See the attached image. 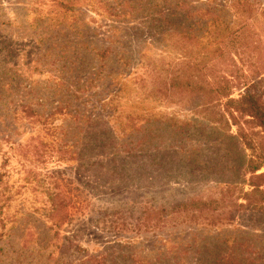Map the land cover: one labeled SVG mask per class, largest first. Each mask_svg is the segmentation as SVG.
I'll list each match as a JSON object with an SVG mask.
<instances>
[{"label": "rangeland", "instance_id": "obj_1", "mask_svg": "<svg viewBox=\"0 0 264 264\" xmlns=\"http://www.w3.org/2000/svg\"><path fill=\"white\" fill-rule=\"evenodd\" d=\"M231 1L0 0V264H172L184 243L194 242L209 244L186 258L210 262L208 249L220 233L262 245L264 224L251 210L214 226L161 228L154 220L144 229L138 220L144 208H167L189 187L204 197L229 183L249 190V175L233 170L240 153L216 130L223 125L222 100L197 106L193 97L159 95L151 81L137 78L147 76L140 60L148 68H166L190 58L202 63L208 78L226 75L232 98H238L244 79L228 76L233 57L250 80L259 76L264 89V68L241 65L226 36L214 40L212 26L209 33L197 32L203 33L199 46L182 42L181 27L173 35L161 33L173 32L177 23L188 28L184 13L194 6L214 8L231 27ZM251 1L258 11L250 30L259 34L264 57V0ZM170 10L177 17L166 23L162 14ZM108 46L112 52L99 70L94 52ZM24 106L41 114L40 121ZM56 107L62 109L54 112ZM244 120L230 121V134L242 131L260 141L259 130ZM106 122L141 144L119 155L99 148L103 137L94 145V133H106Z\"/></svg>", "mask_w": 264, "mask_h": 264}, {"label": "trees", "instance_id": "obj_2", "mask_svg": "<svg viewBox=\"0 0 264 264\" xmlns=\"http://www.w3.org/2000/svg\"><path fill=\"white\" fill-rule=\"evenodd\" d=\"M231 3L228 6L234 8L236 14H234L235 17L231 27L227 22L222 21L219 13L216 14L214 8L207 6L203 9L200 6H194L184 13L185 22H190L188 28L183 27L184 23H177V25H174L175 29L173 32L164 29L161 33L164 32L173 35L181 27L180 37L184 40L182 42L194 40L195 43L198 42L199 46L200 37L203 36V33L198 36L197 32L205 29V32L209 33L210 27L212 26L215 31L214 40L221 36H226L228 46L230 45L232 50L230 55L232 54L234 57H237L241 65L248 63L254 71L259 72L264 68V57L261 53L260 38L258 33L256 35L254 31L250 30L258 10L256 11L254 2L251 0H233ZM179 5L181 6L180 3ZM162 16L165 18L166 23H171V21L173 23V19L177 17L171 10L168 11L167 15L162 14ZM226 29H228V35L223 33ZM219 42L223 44L222 40ZM223 48L226 49L227 47L224 46ZM216 50L222 51L220 45H218ZM111 52L112 50L109 46L94 52V58L99 63L97 65L99 70L101 67H104L103 62L109 58ZM192 54L199 55L200 52H192ZM222 54L220 52V56ZM230 60L234 71L229 70L228 76L239 80L240 75L244 79L242 81L243 91L238 98H232L233 85L226 75H221L214 79L206 77L203 72L202 63L197 64V60L192 61L189 58L182 60L173 67L170 65L166 68H148L140 60L138 67L143 70L142 75L147 76L144 78L137 76V78H140L142 82L146 80L148 82L151 81L150 83L154 84L152 90L156 91L157 89L156 93L159 95L193 97L198 102L197 106L205 108H209L208 105L212 102H221L222 100L223 103L221 106L223 113H219V117L223 121V125H221V129L218 127L214 128L218 132H225L224 136L232 141L231 147H234L236 154L240 153V164L233 168V170L240 171L241 169L243 175H249L247 181L248 191H245L243 188H237L232 183H229L223 187H216V196L204 197L200 190L195 191L194 188L189 187L180 190L179 196L167 208L165 206L158 207L157 209L154 207L144 208L142 216L138 219L142 220L144 229H150L154 220L156 226H161V228L170 223L174 224V227L182 225L198 226L201 224L214 226L222 224L225 221L231 222L236 218L239 211L246 210H251L255 213V216H258L261 220L260 222L264 224V172L257 174L261 168H264V89H261L259 76L252 77V80H250L249 77L243 74L242 68L237 66L235 59L231 57ZM122 65L125 64L123 63ZM262 71L264 72V69ZM163 72H165V75ZM97 73L95 72L94 75H97ZM118 92L119 90L114 93V96ZM157 94L155 96H158ZM105 105L103 102L101 108L103 109ZM23 108L26 114L35 118V121H40L39 119L42 115L35 113L31 106H24ZM61 109V107H56L54 112ZM54 112L45 115V118L52 116ZM240 118H245V124L259 130V135L261 136L260 141L253 142L242 131H239L236 136L230 134L229 129L231 124L229 122L238 124L236 121ZM96 120L94 117V123ZM106 124L107 122L103 124V129L101 130L106 133H103L102 136H97V133H94V145L98 142L99 137H103V141L98 145L101 146L99 148H108L107 146H109V148L114 149L117 155H119L123 153L129 154L131 150L136 149L141 144L140 139L134 145L131 137H128L124 133V129L121 126L107 128ZM212 130L213 132L216 131L213 128ZM47 131L49 132L51 130L48 129ZM135 131L140 132L141 128L138 127ZM125 136L126 138L121 143H118V139ZM54 139H57V137ZM148 145L150 148V143ZM243 147H246V150L250 152L249 155L244 153ZM131 156L134 157L135 155ZM146 159L150 161L154 160L149 156ZM229 169L231 170V168ZM54 212L55 208L52 207L49 214L50 218L55 217ZM257 220L259 221V219ZM214 239L216 240L214 249L210 250L207 248L210 253H213L210 262L205 258L199 259V261L191 257L186 258V254H190L191 252L195 254L202 253V250L209 244L205 242L200 247V243L196 246L197 243L194 242L192 246L184 243L181 250L176 252L180 258L172 264H181L182 262H187L186 264H264V241H262V245L259 247H253L245 242L242 243L237 236L232 237L227 233H220ZM230 240H232V243L229 242ZM222 245L225 246L222 247ZM194 246L197 249L193 251L192 248ZM225 251H228V254H225ZM239 256L241 259L238 262H234L233 259Z\"/></svg>", "mask_w": 264, "mask_h": 264}]
</instances>
